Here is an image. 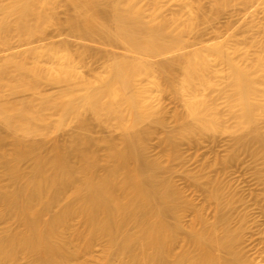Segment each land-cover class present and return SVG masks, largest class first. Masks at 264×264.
Here are the masks:
<instances>
[{"label": "bare ground", "instance_id": "bare-ground-1", "mask_svg": "<svg viewBox=\"0 0 264 264\" xmlns=\"http://www.w3.org/2000/svg\"><path fill=\"white\" fill-rule=\"evenodd\" d=\"M138 1L0 0L6 16H14L10 28L25 47V58L6 54L10 29H2L0 80L10 68L16 78L0 90V264L264 261V247L258 249L261 260L245 259L240 250L247 241L248 217L239 207L245 202L223 176L241 153L258 161L264 176L260 66L232 64V111L239 129L231 134V153L215 158L214 165L221 168L206 181L211 217L206 206L186 200L174 180L160 174L165 161L147 153L146 139L154 131L124 119L123 106L143 107L142 96L132 92L134 80L157 72V84L184 101V109L172 112L177 126L162 139L170 155L180 159L182 143L199 145L215 136L221 118L196 80L206 82L208 53L221 33L220 14L236 0H181L172 19L150 23L131 6ZM146 29L152 34L139 40L137 34ZM153 32L168 33V41L161 42ZM100 58L108 69L97 77L104 85L70 111L73 94L94 83V77L74 65ZM43 80L55 86L54 94L41 86ZM50 110L59 118L48 131ZM166 114L160 105L148 118L162 127ZM204 176L194 181L200 185ZM187 209L195 212L189 224L183 221Z\"/></svg>", "mask_w": 264, "mask_h": 264}, {"label": "rangeland", "instance_id": "rangeland-1", "mask_svg": "<svg viewBox=\"0 0 264 264\" xmlns=\"http://www.w3.org/2000/svg\"><path fill=\"white\" fill-rule=\"evenodd\" d=\"M124 1L129 2V0ZM180 1L139 0L135 6L133 3L131 6L138 7L143 21L150 23L156 18L162 19V21L172 19L175 16L174 13L181 7ZM62 16H64L63 13ZM13 19L14 16L7 17L5 11L0 8V47H2L1 31L3 28H9L10 47L6 54H16L20 58H25V47L17 33L10 28ZM217 25L220 26L221 33L219 39L214 40V48L208 53L209 69L203 73L206 82L196 80L199 82L202 96L221 118L222 125L215 136H206L199 145L190 146L186 142L182 143L179 147L180 159L170 155L171 149L162 143V139H165L177 126L173 120L172 112L175 109H184V101L179 100L173 93L164 90L157 84L160 78L157 72L145 73L133 82L132 92L143 98L142 110H130L129 107L123 106L125 121H130L133 118L139 125L154 131L146 139L147 153L150 158L161 157L165 161L164 169L160 171V174L171 177L175 184L184 191L186 200L192 201L196 206H206V213L210 217L213 214V205L208 200L206 181L208 177L216 176L221 168L220 165H214L215 158L226 157L231 153L234 146L231 134L236 133L239 129L235 113L232 111L236 104L233 78L235 67L232 64L248 68L259 65L263 74V82L258 85L259 95H262L264 91V0H253L252 3L236 0L232 6L223 10ZM151 32L147 29L141 31L137 34L139 40L146 39L152 34ZM153 33V35L162 38L161 42L168 41V33ZM258 58H261L259 62ZM42 64L49 65L46 61ZM74 70L94 77V83L91 86L80 87L73 94L70 111L76 110L84 97L94 94L104 85L105 82L97 77L104 76L108 72L101 58L88 59L85 66L74 65ZM15 78L16 74L10 68L6 77L0 80V90L4 91ZM41 86L51 94L56 92L55 86L46 80L41 82ZM178 87L185 94H189V90H186L184 86ZM33 98L39 101L37 97ZM257 99L264 100V96H258ZM160 105L167 109L166 124L162 127L150 122L148 118V114L157 110ZM47 116L48 121L45 127L50 131L54 128L59 115L50 110L47 112ZM110 123L116 127L117 118L112 117ZM120 132V129L115 130L116 135H119ZM260 168L261 164L252 156L241 153L237 160L229 164L228 172L223 175L244 198L245 204L243 206L239 204V207L242 212H246L248 217V225L244 231L247 241L240 245L245 259L261 260L258 249L264 247V176L259 173ZM198 175H205L200 180V185L194 181V177ZM194 215L193 209H187L183 215L184 223L189 224ZM170 221L174 222V219L170 218ZM1 226L0 224V228ZM94 254H98V252L96 251ZM261 264H264V261Z\"/></svg>", "mask_w": 264, "mask_h": 264}]
</instances>
